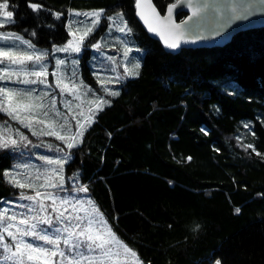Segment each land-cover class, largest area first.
<instances>
[{"label":"trees","instance_id":"16d2710c","mask_svg":"<svg viewBox=\"0 0 264 264\" xmlns=\"http://www.w3.org/2000/svg\"><path fill=\"white\" fill-rule=\"evenodd\" d=\"M177 1L153 0L162 14ZM5 2L14 23L3 29L39 50L69 41L73 12L104 17L79 54V75L100 107L86 109L83 124L63 120L58 137L24 130L26 139H14L0 129V143L9 145L0 149V208L38 192L86 194L144 264H264V28L225 47L169 54L137 21V0ZM115 15L127 32L113 35L114 50L102 49L121 61L101 91L92 62L102 58L91 46L101 45ZM133 54L137 62L123 66ZM3 121L10 120L0 112Z\"/></svg>","mask_w":264,"mask_h":264},{"label":"rangeland","instance_id":"374dc122","mask_svg":"<svg viewBox=\"0 0 264 264\" xmlns=\"http://www.w3.org/2000/svg\"><path fill=\"white\" fill-rule=\"evenodd\" d=\"M3 11L0 9V51L33 57L46 51L48 55L40 64H36L33 59L32 61L26 60L24 65H13L7 59L0 57V60H3V63H0V76H5V79H0V87L5 88V92L13 93L11 103L16 109L15 111H11V109L5 111L4 109L9 106V98L5 94H0V105H3L0 107V112L10 120L0 122V129H6L11 138L21 139L24 130L36 133V135L56 136L63 128V120L70 126V118L83 124L84 120L88 118L86 109L100 107L101 101L100 97L95 96L98 94L96 89L85 84L79 75L81 63L79 54L81 51L79 53H59L54 51L55 47L52 50L29 48L27 44L23 43L26 39L15 40L16 35L3 29L11 23L9 18L3 16ZM92 12H99L101 15L99 23L92 28L89 34L100 28L104 17L103 10ZM76 13L78 12H73L70 15L69 29L71 31L69 30V32L71 37L69 41L73 40L72 32H76L79 37L87 28L92 27L91 21L95 19V17L77 16ZM126 32L125 18L122 15H115L108 21L101 45L97 44L98 48L91 46L98 57L102 58V61L93 59L92 62V75L98 82L101 91L108 90L106 84L112 82V80L103 77L106 75L114 77L115 75L111 74L114 65L121 61V59L117 60L116 57L105 54L102 49L114 50L119 36ZM113 35L119 38H114ZM83 43L80 45L81 49L84 48ZM66 44L56 47H63ZM57 59H63L65 63L57 66ZM74 60L77 63H73ZM137 60L136 55L133 54L129 59L122 57L121 64L127 66ZM126 61L130 63L126 64ZM107 64H111V66ZM45 68L47 76L41 79H46V83L38 82L28 85L20 83L25 79L24 71H41ZM14 72L18 75H12ZM8 75H12V79H7ZM27 78L37 79L35 76ZM64 85H67L72 91H63ZM30 90H34L32 91V106L25 110L22 105L29 103L25 99V95ZM10 112L11 114H9ZM48 114L58 117L51 118ZM25 124H30V127H25ZM78 198L43 194L35 201L18 200L4 203V206L0 208V264H144L135 251L127 247L112 233L102 215L93 206L89 196L85 194ZM41 205H43V209ZM47 208H50L51 213L54 214V220L52 214L47 212ZM41 217L50 219L51 224L42 223ZM22 220H27L28 223L21 224ZM33 224L36 225L34 230L38 234L47 235L51 239L57 240L58 243L50 245L32 236H22L21 231L31 230ZM9 232H12L15 238L9 236ZM98 236L102 239H96ZM89 237L92 238L89 239ZM28 243H31L33 248L40 246L48 249L47 254L28 252L23 248V245ZM101 244H103L102 247L97 246ZM17 246L21 249L18 254ZM53 252L55 255H52ZM29 255L33 258L29 259ZM213 264L221 263L216 260Z\"/></svg>","mask_w":264,"mask_h":264},{"label":"water","instance_id":"95a60500","mask_svg":"<svg viewBox=\"0 0 264 264\" xmlns=\"http://www.w3.org/2000/svg\"><path fill=\"white\" fill-rule=\"evenodd\" d=\"M152 21V31L141 16V7ZM155 9L153 16L148 5ZM175 5V7H172ZM172 9L169 17V9ZM185 18L179 20V15ZM136 19L166 53L183 49L221 48L232 39L251 30L264 28V0H178L162 14L153 0H137ZM167 38V40H166ZM175 43V46L170 44Z\"/></svg>","mask_w":264,"mask_h":264},{"label":"snow or ice","instance_id":"6c2138e0","mask_svg":"<svg viewBox=\"0 0 264 264\" xmlns=\"http://www.w3.org/2000/svg\"><path fill=\"white\" fill-rule=\"evenodd\" d=\"M137 6L141 7V13L140 14L143 17L145 23H147L149 25V28L152 31H155L156 28L153 25L152 21L149 19L148 15L145 14L143 6H140L139 4ZM29 7L34 12H38L41 9V5H39L37 3H29ZM172 7H175V5H173ZM8 8H9V4L7 2L0 3V9L4 10L3 13H2L3 16L9 18V22H13L14 23V21H11V19H10L13 16V11L7 10ZM148 9L152 13L153 16L156 15L155 9L152 8V6L150 4L148 5ZM171 12H172V9L170 8L169 9V17L171 16ZM76 15L77 16L83 15V16H86V17H95V19L91 21L92 27L87 28L83 32V34L80 35L79 37H77V33L76 32H72L73 40L68 41V43L65 46H63V47H55L54 48L55 52H59V53H66V52L79 53L81 51L80 45L83 43L84 39L88 36V34L92 31V28L95 27L99 23L101 14L99 12H89V13H83V14L76 13ZM59 16H60V14L56 13V18L57 19L59 18ZM105 18L107 19V17H105ZM69 30L71 31V29H69ZM121 31H123V29H121ZM32 35L35 36V32H33ZM5 39H8V37H5ZM14 39L15 40H20L21 37L16 36V37H14ZM166 40H167V38H166ZM23 43L27 44V46L29 48H33L34 47V45L28 40H24ZM170 45L175 46V43H172ZM95 47L98 48L99 45H95ZM47 55H48V53L46 51L40 53L39 55H36L35 57H33L31 55L18 56L15 53H12V52L0 51V57H3L5 59H7L13 65H17V64L18 65H24L26 60L32 61L33 59L35 60L36 64H40ZM0 63H3V60H0ZM64 63H65V61L63 59H57L56 60V65L57 66L63 65ZM73 63H77V61L74 60ZM12 75H18V73L14 72ZM12 75H8L6 78L7 79H12ZM24 75H25V79L20 81L21 84L28 85V84H36L38 82L41 83V84L46 83V79H41L42 77L46 78V76H47L46 68L44 70H41V71H32V72L24 71ZM28 76H35L37 79H28L27 78ZM0 79H5V76H0ZM21 91H23V90H21ZM32 91H34V90L28 91L26 93V95H25V99H27L29 101L28 104L22 105V107L25 110H27L28 108H30L32 106L31 105ZM63 91L71 92L72 89H70L67 85H64L63 86ZM0 94H5L9 98V106H8V108H5L4 110L5 111H9L11 109V111H15L16 109H15V107L12 106V103H11V98H12L13 93L10 92V91L9 92H5V88L0 87ZM118 94H119L118 92L117 93H112V95H118ZM2 106L3 105H0V107H2ZM9 114H11V112ZM14 118H18V117H14ZM25 127H30V124H25ZM33 134L35 135L36 133H33ZM21 138L22 139H26V137H23V136ZM60 138L63 139V137H60ZM11 143L15 144L16 142L12 141ZM8 147H9V145L7 143H0V149L8 148ZM72 147H73V144L69 143L68 144V148H72ZM52 162L53 161H49V163H52ZM55 163H60V162L59 161H55ZM13 182H15V181H13ZM24 186L25 185H23V184L19 185V187H21V188H23ZM77 191H79V192H87L88 189L84 188V187H81V188L77 189ZM39 196H40V193L38 192L36 194V196H22L21 198L29 200V201H35V200H37V198ZM41 208L43 209V205H41ZM61 215H63V213H61ZM40 220H41L42 223L51 224V220L50 219H44L43 217H41ZM20 223L21 224H27L28 221L27 220H22ZM35 227H36V225L33 224L32 225V229L29 230V231H21L20 229H18V231H21V235L22 236H32L35 239L40 240V241H44V242H46L47 244H50V245L58 243L57 240H53L47 235L38 234L34 230ZM8 235L9 236H13V238H15L12 232H9ZM81 235H83V233H81ZM91 238L92 237H89V239H91ZM96 239H102V237L98 236V237H96ZM97 246L98 247H102L103 244L97 245ZM77 247H79V245H77ZM23 248L25 250H27L28 252H30V253L47 254V252H48V249L40 247V246H37L36 248H33L31 243L24 244ZM20 251H21L20 247L17 246V254L20 253ZM52 255H55V253L53 252ZM61 255H63V253H61ZM32 258L33 257L31 255H29V259H32Z\"/></svg>","mask_w":264,"mask_h":264}]
</instances>
